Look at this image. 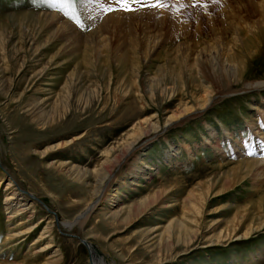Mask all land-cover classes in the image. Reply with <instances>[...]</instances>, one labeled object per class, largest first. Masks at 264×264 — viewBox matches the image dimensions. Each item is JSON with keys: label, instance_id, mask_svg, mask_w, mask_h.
<instances>
[{"label": "rangeland", "instance_id": "1", "mask_svg": "<svg viewBox=\"0 0 264 264\" xmlns=\"http://www.w3.org/2000/svg\"><path fill=\"white\" fill-rule=\"evenodd\" d=\"M165 2L79 4L78 27L46 0H0V263L90 264L80 237L104 264H264V182L218 192L237 162L223 129L247 145L263 119L247 89L264 81L259 0ZM197 184L212 186L202 208ZM13 191L31 207L7 218Z\"/></svg>", "mask_w": 264, "mask_h": 264}, {"label": "bare ground", "instance_id": "2", "mask_svg": "<svg viewBox=\"0 0 264 264\" xmlns=\"http://www.w3.org/2000/svg\"><path fill=\"white\" fill-rule=\"evenodd\" d=\"M250 1L253 2L254 0H250ZM254 6H255V8H258L256 10L258 12L259 18H258L255 26H252V27L254 29L259 30V29H261V27H264V0H259V2L255 3ZM42 16H49L51 21L56 25L57 30L65 31V30L73 29L67 22L63 21L55 13H53V14L42 13ZM236 73H237V75H235ZM233 74L235 76H237V78H239L238 80H240L242 78V73H240V70L238 68H236V69L233 68ZM247 89H249L248 91L260 92V93L262 92L263 93L264 92V81L249 84V85H247ZM247 89H245V90H247ZM262 108L264 109V99H263ZM262 108H259L257 105H254L252 107L253 110L257 109V111H258L257 114L259 115V117L261 116L263 119H261V121H258V123L254 122V123L250 124L253 132L251 134H249V137H248L249 142H247L248 143L247 145L245 144V142H242V141H240V142H238V140L234 141L233 137L230 138L231 134L229 132H227V130L223 129V131L226 134L225 138L227 139V141L230 144H232V147L237 150L236 151L237 162H235V164L231 163V164L224 165V166H227L226 168L228 170L220 173V175H221L220 182L222 184H221V188L218 192L224 191V189H234L235 187L238 186L239 183H244L246 181H248L250 183L252 182L253 183L252 187H253L254 191L259 192V190H260L259 187L264 182V110H262ZM178 116H179V114H177V115L172 114V115H170V117L167 120H170V119L178 117ZM212 137H213V135H212ZM230 139L234 142H231ZM206 143L211 145L212 141L206 140ZM244 144H245V146H243ZM187 152H189V150ZM176 155H177V153L175 152L173 154L172 158L175 157ZM172 158L168 159L167 162L171 161ZM218 169H220L221 171L223 170V168H221V166L218 167ZM139 171L142 172L140 176H143L145 174L143 169H140ZM210 184H201V185L197 184L196 185L197 187L195 186L193 191H191V192H194L196 195L197 207L202 208V206H204V203H205V200L208 196V193H209L210 189L212 188V186ZM7 185L10 188H11V186H13V185H11L10 182H8ZM18 202L19 201H18L16 193L14 191L12 192L11 195H8L5 197V200L3 202V204H4L3 210L8 212L7 218H9V217L12 218L13 216L15 217V215H19L23 212L25 213V210L27 208L31 207V206L26 207L23 204L21 205V203L17 204ZM257 202L263 203V205L259 206L258 209L260 210L261 213H264V211H263L264 210V195ZM165 207L166 206H164V208ZM190 207L193 210L192 211H183L182 212V214H183L182 218L192 220V219H189L187 217L188 216L192 217V215L194 213H196L197 211L195 210L194 207H192V206H190ZM90 209H91V207L87 208L86 212L83 213V216L81 217V219H83L89 215L88 213H89ZM80 221H82V220H76L73 223V225L78 224V222H80ZM24 222H25V220L17 222V227L20 226L22 223L24 224ZM36 225L37 224H35L29 228H26L24 230L19 229V231H16V232L13 231L9 236H7V239L5 241H7L9 238L11 239L12 237H15V236L18 237L21 235H23L21 237L25 238V236H26L25 234L28 235L34 229V227H36ZM263 228H264V222H261L257 226V229L260 230ZM35 229H37V228H35ZM49 230L50 229L48 226L44 227L42 229L41 233L38 235V239L35 240V243L38 242L39 240L45 238V236L47 235L46 233L49 232ZM33 243H32V245H33ZM89 245L92 247V245L90 243H89ZM50 246H51V244H50V242H48L44 246H42L39 250H37L36 252L37 253L38 252L44 253V251L47 250ZM91 252H93V251H91V249H90V251H89V253H90V264H104L103 261L99 262L100 260L98 261L97 255H95ZM55 258H56L55 256L53 258L50 257L46 261H44V263H42V264H56V262L58 260H56ZM96 259H97V262H96ZM0 264H2V263H0ZM20 264H25V263H20Z\"/></svg>", "mask_w": 264, "mask_h": 264}, {"label": "snow or ice", "instance_id": "3", "mask_svg": "<svg viewBox=\"0 0 264 264\" xmlns=\"http://www.w3.org/2000/svg\"><path fill=\"white\" fill-rule=\"evenodd\" d=\"M54 9L60 11L66 18L73 21L78 27L80 26L82 15L78 11V5L82 4L85 9L89 6H94L99 11L105 14L112 13L114 11H121L123 13H132L142 9H167L169 4L165 0H46ZM216 2V0H214ZM176 3L180 7L185 5L176 0ZM199 0H193L192 7L197 6ZM118 5L119 7H113ZM133 5H139L140 8L133 7Z\"/></svg>", "mask_w": 264, "mask_h": 264}, {"label": "water", "instance_id": "4", "mask_svg": "<svg viewBox=\"0 0 264 264\" xmlns=\"http://www.w3.org/2000/svg\"><path fill=\"white\" fill-rule=\"evenodd\" d=\"M77 238L79 242L85 246L87 253H88V258L90 257V253H89L90 249L91 251H93L91 253L97 255L96 251L89 245V242L85 238H80V237H77Z\"/></svg>", "mask_w": 264, "mask_h": 264}]
</instances>
